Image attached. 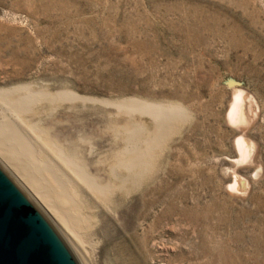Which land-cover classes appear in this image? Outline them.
I'll list each match as a JSON object with an SVG mask.
<instances>
[{
  "label": "rangeland",
  "instance_id": "rangeland-1",
  "mask_svg": "<svg viewBox=\"0 0 264 264\" xmlns=\"http://www.w3.org/2000/svg\"><path fill=\"white\" fill-rule=\"evenodd\" d=\"M29 84L96 101L32 116L101 179L103 161L132 146L116 128L159 141L156 117L120 105L160 104L186 121L153 148L139 185L102 179L113 195L85 207L93 264H264V0H0V91ZM234 174L250 183L245 197L228 189Z\"/></svg>",
  "mask_w": 264,
  "mask_h": 264
},
{
  "label": "bare ground",
  "instance_id": "bare-ground-1",
  "mask_svg": "<svg viewBox=\"0 0 264 264\" xmlns=\"http://www.w3.org/2000/svg\"><path fill=\"white\" fill-rule=\"evenodd\" d=\"M51 93L42 89L38 92L34 91L30 84L19 86L12 90L0 91V163L9 173L13 174L14 178H16L24 188H26V191L32 199L37 202L56 226L62 230V233L72 243L71 245H73L78 251L83 263L93 264L91 260L92 258L89 255L90 252L88 253L86 250L87 244H92L85 241L86 234L92 230V221L90 217L85 215V210L87 209H85V207L89 206V204H93V202L95 204H105L106 200H109L108 198L113 195L114 188L112 184L109 181L103 183L102 179H105V177L108 179L113 176L114 179L119 181L120 185L118 190L120 192L124 191L126 185L131 181L134 185H139V182L141 181L140 179L144 177V174L151 167L150 159L152 157L151 154L153 148L159 147L166 138L170 137L177 124L186 121L180 114L160 104H150L132 100L120 105L121 108L131 114L140 112L143 116L144 114H148L156 117L157 121H159L158 124L160 129V132L158 131L160 133L159 141L153 143V141L143 139L140 128L135 127L134 130L132 129L131 131L124 127L126 125L116 128L114 132L116 140L122 142H127L128 140L132 143V146H126L121 150L119 149L120 151L113 159L114 161L112 165H109L106 159L103 161L101 164L103 166L102 169L104 170L105 167H107L108 175H105V177L101 179L99 178V173H92L88 167L90 166L89 164H86V162L82 163L80 160L81 157L77 155L79 153H76V151H78L76 150L77 148L75 151L73 150L75 147H73L72 150L70 149L69 145L71 144L70 146H72L73 143H69L66 140V144L69 143V145L59 144L60 142L58 143V140L60 141V139L58 138L57 140L47 136V131L41 127V123L34 121L32 116L35 111H37L34 109L39 108V105H44L45 103L52 106V110L54 111L59 109L65 102H78L79 100H82L86 103H95L96 101L90 98H79L80 96L78 97L71 91H63L58 94ZM102 104L104 106L108 105L106 102H103ZM243 115L244 114H241L235 117L236 119L243 118ZM48 116L45 115L44 117ZM149 118L152 119V117ZM107 130H110V128ZM54 137L56 138V136ZM91 141H83L81 139L79 142L80 144L85 143L84 145H87L86 151L88 152V158H90L95 151ZM235 149L240 154V162H246L249 154L248 141L243 137L242 139L237 140L235 143ZM91 159L92 158H90V160ZM91 169L95 170L97 168L95 167L94 169L91 167ZM107 179L105 180L107 181ZM245 180L242 179L241 176L239 177L237 174H234V181L233 184L231 183L229 186V191L238 196L246 195L250 183L247 184L248 182ZM88 210L90 211V209ZM93 231H91V233ZM93 244H95V241Z\"/></svg>",
  "mask_w": 264,
  "mask_h": 264
},
{
  "label": "water",
  "instance_id": "water-1",
  "mask_svg": "<svg viewBox=\"0 0 264 264\" xmlns=\"http://www.w3.org/2000/svg\"><path fill=\"white\" fill-rule=\"evenodd\" d=\"M71 244L0 163V264H84Z\"/></svg>",
  "mask_w": 264,
  "mask_h": 264
}]
</instances>
